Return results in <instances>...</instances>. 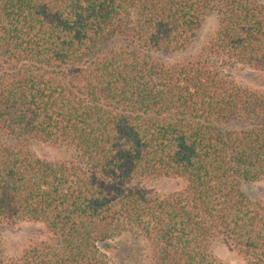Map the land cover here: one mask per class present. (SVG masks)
<instances>
[{
  "label": "trees",
  "instance_id": "16d2710c",
  "mask_svg": "<svg viewBox=\"0 0 264 264\" xmlns=\"http://www.w3.org/2000/svg\"><path fill=\"white\" fill-rule=\"evenodd\" d=\"M237 68L264 73L258 0H0V264H224L220 238L264 264L243 190L264 181V90ZM162 178L180 185L144 188ZM22 223L43 231L8 259Z\"/></svg>",
  "mask_w": 264,
  "mask_h": 264
},
{
  "label": "rangeland",
  "instance_id": "374dc122",
  "mask_svg": "<svg viewBox=\"0 0 264 264\" xmlns=\"http://www.w3.org/2000/svg\"><path fill=\"white\" fill-rule=\"evenodd\" d=\"M264 4V0H258ZM217 27V20L214 16H209L200 29L194 47L188 52L175 54L166 58L167 62H177L188 58L202 49L213 35ZM232 78L241 86L252 90H264V73L256 72L246 68H237L232 72ZM32 151L40 158L47 160H57L60 153L50 144L33 142ZM180 183L172 179H158L147 181L144 188L154 190L160 194H169L179 187ZM244 192L254 199L264 201V181L256 183H246L243 185ZM43 231L42 226L30 223H22L16 226L3 227L1 230L2 252L8 259L17 258L21 252L37 239ZM212 249L217 258L224 264H247L230 243L222 238L216 239L212 244Z\"/></svg>",
  "mask_w": 264,
  "mask_h": 264
}]
</instances>
